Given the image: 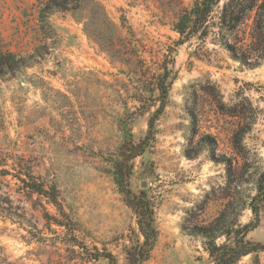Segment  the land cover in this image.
Segmentation results:
<instances>
[{
  "label": "rangeland",
  "instance_id": "1",
  "mask_svg": "<svg viewBox=\"0 0 264 264\" xmlns=\"http://www.w3.org/2000/svg\"><path fill=\"white\" fill-rule=\"evenodd\" d=\"M61 1L66 9L47 26L39 19L45 0H0V47L37 52L32 65L0 78V154L1 164L25 157L45 184H55L73 225L49 224L30 201L22 206L34 215L36 236L0 214V264H106L89 261L94 248L127 264V249L143 237L114 166L126 142L145 139L165 65L177 78L156 141L134 161L130 180L155 209L159 235L145 264H214L203 233L256 223L253 204L259 223L247 240L264 244V203L255 202L264 173V60L255 61L252 45L257 28L264 32V13L255 8L222 34L223 0L208 37L183 41L174 25L195 0ZM100 28L103 46L92 37ZM223 36L250 64L220 43ZM0 182L17 189L11 177ZM13 198L18 204L20 196ZM42 201L51 218L67 222ZM238 264H253V256Z\"/></svg>",
  "mask_w": 264,
  "mask_h": 264
},
{
  "label": "trees",
  "instance_id": "2",
  "mask_svg": "<svg viewBox=\"0 0 264 264\" xmlns=\"http://www.w3.org/2000/svg\"><path fill=\"white\" fill-rule=\"evenodd\" d=\"M223 0H195L193 7L186 10L174 25L175 31L183 38V41L189 40L192 36L198 35L199 39H205L209 35L210 20L215 13L216 8ZM255 8L260 12V16L264 13V2L260 5L256 0H229L224 4V7L219 17L220 32L230 34L233 33L246 15ZM65 3L61 0H45L43 7L40 10L39 19L44 25L48 24V19L51 14L56 11L64 10ZM87 31V27H86ZM105 30L100 28V32L92 36L98 43L101 44L104 38ZM110 47L115 49V42L113 38L116 37L117 27L111 23ZM256 40L253 41L256 60H264V32L261 28L256 30ZM91 35V34H90ZM105 39V38H104ZM220 43L226 47L230 53L240 60L243 64H250V58L245 54L239 52L237 48L230 46L222 37ZM102 45V44H101ZM103 46V45H102ZM111 49V48H110ZM108 48V50H110ZM113 51V50H111ZM37 52L30 56L22 55L21 53L4 50L0 47V78L14 77L24 70L27 66L32 65L36 59ZM240 53L242 55H240ZM177 78V74L167 65H165L160 74L156 78L153 92L157 93V102L159 105L152 113L149 120L148 133L144 140L140 143L133 141L126 142L121 148V160L116 162L114 166V179L121 193L125 196V201L130 206L138 219V226L140 235L137 240L126 251L127 264H145L151 258V254L155 248L158 239V229L156 227L155 209L152 201L144 192L135 193L131 188V177L134 172V161L142 156L149 147H152L156 141L157 136V122L163 116L166 106L168 104L170 90ZM142 102L141 98H138ZM134 113V112H133ZM195 118V117H194ZM3 156L0 154V179L11 177L15 181L16 190L12 191L9 186H5L7 190L0 188V214L5 218L10 219L13 223H19L23 226L31 227V234L37 230L36 224L32 222L31 218L34 215L22 206L26 201L32 202L34 210L37 207L43 209L42 216L49 224L51 220L59 227H70L73 225L72 220L65 212L64 207L60 201V194L57 186L52 184L48 186L45 184L40 176H38L34 168L29 164L28 160L23 156L12 155L8 156L5 164H1ZM9 160L13 163L8 164ZM4 167V168H2ZM2 186L3 182H0ZM255 202L264 203V173L261 174ZM20 196L18 204L13 198V195ZM37 197V198H36ZM45 199L48 204H52L58 214L66 221L58 218H51L48 210L43 204ZM253 213L256 217V223H249L244 226H228L220 225L218 228H207L203 233L205 238V246L213 260L214 264H238L242 258L252 255L253 264H261L260 254L264 253V244L253 243L247 240L248 234L258 227L259 223V207L252 205ZM36 236V234H34ZM219 237H225L226 243L222 245L217 244ZM42 239V238H39ZM90 262H106V264H119L116 256L108 252L106 249L100 251L94 248V252L89 253Z\"/></svg>",
  "mask_w": 264,
  "mask_h": 264
},
{
  "label": "water",
  "instance_id": "3",
  "mask_svg": "<svg viewBox=\"0 0 264 264\" xmlns=\"http://www.w3.org/2000/svg\"><path fill=\"white\" fill-rule=\"evenodd\" d=\"M145 186V185H144Z\"/></svg>",
  "mask_w": 264,
  "mask_h": 264
}]
</instances>
